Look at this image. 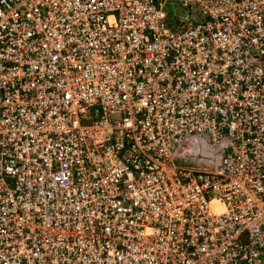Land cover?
Masks as SVG:
<instances>
[{
    "label": "built area",
    "instance_id": "1",
    "mask_svg": "<svg viewBox=\"0 0 264 264\" xmlns=\"http://www.w3.org/2000/svg\"><path fill=\"white\" fill-rule=\"evenodd\" d=\"M0 264H264V0H0Z\"/></svg>",
    "mask_w": 264,
    "mask_h": 264
}]
</instances>
